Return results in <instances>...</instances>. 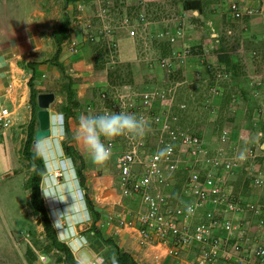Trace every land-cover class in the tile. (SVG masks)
I'll return each mask as SVG.
<instances>
[{
  "label": "rangeland",
  "instance_id": "1",
  "mask_svg": "<svg viewBox=\"0 0 264 264\" xmlns=\"http://www.w3.org/2000/svg\"><path fill=\"white\" fill-rule=\"evenodd\" d=\"M63 1L65 0H0V41L9 38L13 30L20 26L19 7H44L45 3L53 7L58 2L65 4ZM201 1L205 10L200 14L199 21L195 22L196 25L192 26L190 23L196 16L192 11L183 9L182 0H110L105 3V7L109 8L104 13L102 3L98 0L70 2V7L77 12L74 14L78 15L73 19L74 30H81L86 41L91 43L92 67L90 72L78 77H75L71 67L67 71L62 70L60 81L56 83L58 86L54 89L57 108L61 111L65 103L68 82H71L74 91L73 98L79 103L74 106L70 117L74 124H79L81 115L92 114L86 104L97 101L102 89L108 92H139L151 87H171L172 110L180 117V126L205 137L210 151L223 148L228 156L238 159L239 169L232 178L235 195L264 203V182L260 186H253L247 178L251 170L264 179V149L260 146L264 140V11L260 13L254 9L249 16L235 19L230 10L232 2L242 8H260L264 0H253L252 5H248L249 0ZM213 9H218V12L219 9L225 10L227 17L217 20L220 21L217 28L212 21ZM140 13H144V20L140 19ZM125 19L129 21L126 25ZM88 23L92 25L88 26ZM178 29L182 33L174 41L160 36L162 31L175 33ZM91 30L94 33L92 40L88 39ZM188 30L190 31L187 32ZM185 32L189 37L192 34L193 37L197 36L200 42L184 44ZM72 39L76 41L77 52L80 51L81 42L75 37L68 40V51L77 53L71 50ZM221 55L230 56L234 63L231 64L235 67L226 64L220 66L216 57ZM193 57L198 60L194 62ZM164 58L172 61V72H166L160 66ZM231 68L235 69L238 76L234 80L231 70L229 71ZM223 79L228 81L232 90L227 95L225 107L219 110L213 98L224 93L219 84ZM213 85L220 90L219 94L212 92ZM181 103H185V107L181 108ZM218 118L221 119L220 123L216 121ZM224 128L240 132L236 139H232L234 143H220L219 135ZM148 137V145L151 146L155 136L150 133ZM2 141L1 139L0 264H42L39 256H48L44 249L49 241L30 205V190L26 183L30 164L21 154L22 147L9 148ZM31 149L41 153L34 145ZM74 163L77 165L78 160H74ZM106 164L115 167L114 160H108ZM56 168L60 169L55 167L54 170ZM95 174L98 175L99 172ZM184 174L181 170L174 173L176 185H180ZM63 185L60 181L56 186V189L62 186L61 191L59 188L51 190L47 186L43 193L47 196L49 205L54 199H59L60 207L67 209L68 222L74 212ZM69 190L67 187V191ZM82 190L84 191L83 188ZM52 191L56 198H52ZM243 215L246 220L253 222L250 214ZM81 230L77 229L82 233ZM253 233V236L264 240V232ZM28 249L35 254L32 261L28 257ZM100 253L105 260L108 258L104 251ZM58 255L55 250L46 258L53 264H65L56 260ZM104 264L111 262L106 260Z\"/></svg>",
  "mask_w": 264,
  "mask_h": 264
},
{
  "label": "built area",
  "instance_id": "2",
  "mask_svg": "<svg viewBox=\"0 0 264 264\" xmlns=\"http://www.w3.org/2000/svg\"><path fill=\"white\" fill-rule=\"evenodd\" d=\"M98 1L102 3L103 13L106 12L109 7L105 3L110 0ZM230 10L235 19L254 12L253 8H242L236 2L231 3ZM140 19H145L144 13H140ZM125 21V25L129 23ZM181 33V29L175 33L162 31L160 36L174 41ZM88 38L94 39L92 30ZM70 42L72 52H77L76 41ZM160 66L172 72L171 60L162 59ZM212 90L214 94L220 92L215 85ZM98 97L97 101L86 104L90 113L125 111L143 115L149 129L143 137L125 135L105 141L111 146L109 160L115 162L121 194L139 197L143 204L135 218L110 216V219H115L119 227H135L141 246L165 245L166 254L177 260V264H264V240L253 236V232H264V203L235 195L231 180L239 169L238 159L228 156L223 148L210 151L200 133L178 124V115L172 110V88L151 87L139 92L101 90ZM185 105L180 104L181 108ZM60 115L64 130V116L62 112ZM10 122V110L0 104V130L9 127ZM150 133L155 136L151 146L148 145ZM219 141L234 143L231 131L222 129ZM178 170L185 174L179 196L172 202L165 189L176 185L173 175ZM247 178L253 186L264 182L261 175L251 170ZM243 214H250L253 222ZM193 247L195 255L182 254ZM39 257L45 260V255ZM81 264H104V259L92 257L81 260Z\"/></svg>",
  "mask_w": 264,
  "mask_h": 264
},
{
  "label": "crops",
  "instance_id": "3",
  "mask_svg": "<svg viewBox=\"0 0 264 264\" xmlns=\"http://www.w3.org/2000/svg\"><path fill=\"white\" fill-rule=\"evenodd\" d=\"M60 2L53 5V7H49V4L46 3L44 7H28L27 9L19 7L20 26L13 30L14 32L9 38L0 41V104L7 107L11 112L10 126L0 130V141L2 139V142L6 143L9 148L20 149L23 146L30 129V123L34 125V131L38 127L37 111L39 107L37 99L36 105L32 102L30 81L37 94L49 91L55 94L54 89L58 86H56V83L60 81L62 67L65 71L71 67L72 72H75V77L87 74L92 67L91 43L86 41V37L81 30H74L73 19L74 16L78 15L74 14V12H77L70 7V2L72 1L65 0L63 1L65 4L63 3L62 5ZM248 2L250 3L248 5H252L254 1L252 0L251 2L249 0ZM64 5H67V7H64ZM251 7L255 9V12L262 13L264 11V4L260 8ZM188 10L192 11L193 15L196 16L191 21L193 23H190L191 26L196 25L195 22L199 21L200 14L196 10L187 9L186 11ZM204 10V7H202L201 13ZM212 12V21L217 28L220 22L217 20L220 17L227 18L224 13L225 10L222 9L220 11L219 9L218 12V9H213ZM250 21L252 22V19ZM63 22L67 23L66 36L62 38L60 51L56 59H54L57 50L55 31L59 29ZM188 26L190 25L188 24ZM57 35L62 36L63 34L58 33ZM72 37L81 42L80 51L77 53H70L67 48L68 40ZM199 40L197 36L193 37L192 34V37H189L185 32L184 44L198 43L200 42ZM206 41L207 39H205ZM215 41H218V39ZM193 59L194 62L198 60L197 57H193ZM216 61L219 62L220 66L226 64L235 67V65L231 64L233 63L231 58L229 60L230 63L228 62L229 64L220 61L219 57H216ZM194 65L198 64L194 63ZM230 70L232 80H234L238 76L234 68ZM219 84L222 86L224 93L213 99L220 110L225 107L227 95L231 94L232 89L229 88L231 85L228 81H224V79L220 80ZM76 85L78 84L76 83ZM49 110L53 119V134L48 139L42 140L38 145L34 146L40 150V154L44 157L46 173H44L45 176H43L44 178L41 181V192L48 213L51 214L50 219L52 217L51 222L57 231L58 238L69 245L76 259L80 262L82 259L78 255V251L84 247L92 254V257H101L104 262L108 258L105 260L100 251H104L107 256L114 255L115 252L111 242L106 240L110 238L119 247L129 252L140 264H177V260L166 254L165 245L147 244L141 246L138 242V232L135 227H119L116 225L115 219H110V216L114 218L117 216L135 218L136 211L143 207L141 199L139 197H124L120 193L118 172L113 165H96L93 163L77 136L79 124H74L72 118H69L67 122L70 131H73L71 134L73 139L70 143L75 146L85 160L84 175L86 181L84 187L80 185L76 175V165L73 159L68 158L64 151L63 140L66 139V132L64 131L65 126H63L64 130H62L60 124L62 115H60V109L57 108L56 98L50 104ZM216 121L220 123L221 119L218 118ZM236 132L232 129V139H236L237 135L239 136L238 133L240 132ZM55 167L62 170L57 168L54 170ZM31 171L32 166L30 165L26 179ZM57 171L60 173L58 177L56 176ZM96 172H99V174L96 175ZM60 181L63 182V189L66 191L68 199L73 206L74 214L68 222L66 221L67 209L60 207V201L56 198L55 192H50L52 198H56L51 205L47 204V196L43 193V189L47 186L51 190H58L59 188V191H61L62 186H58L56 189ZM67 187L70 188L69 191H67ZM86 191L98 212V218L95 221L87 207L84 195ZM165 191L170 198L173 197L169 201H175L179 196L177 195L175 198L173 196L179 191L178 185L169 186ZM208 207H211V204ZM67 208L69 209L70 206L68 205ZM204 211L205 208L201 209V214ZM197 221L196 219L195 222ZM91 225L95 226V233L88 229ZM78 228L83 230H81L82 233L77 231ZM55 250V248H52L44 252L50 256ZM182 254L191 257L196 254V248L185 250ZM46 257L45 260H40L42 264L48 263ZM38 264L41 263L38 262Z\"/></svg>",
  "mask_w": 264,
  "mask_h": 264
},
{
  "label": "trees",
  "instance_id": "4",
  "mask_svg": "<svg viewBox=\"0 0 264 264\" xmlns=\"http://www.w3.org/2000/svg\"><path fill=\"white\" fill-rule=\"evenodd\" d=\"M67 1H76V0H67ZM182 7L183 9L186 10L187 9L196 10L198 14H201V8L204 6L201 0H182ZM66 25H67L66 22L61 23L59 29L55 31L57 50L54 59H56L57 54L60 51L62 38L66 36L65 34L67 30ZM58 33H62L63 35L58 36L57 35ZM219 60L228 63L230 58L228 55H221L219 56ZM66 87H67L66 100L64 105H62L61 107V111L63 113L64 122H65L64 125L65 132L67 134L66 139L63 140L64 151L68 156L72 157L74 160H78V164L76 165V171H77L76 175L78 177V182L82 187H84L86 181V177L84 175L85 160L84 157L81 155V153L75 148V146L70 143L73 138L69 137L72 136L71 135L72 133L70 131L69 124L67 122L73 113L74 106L78 105L79 103L77 99L73 98L74 91L71 86V82H68ZM30 88H31L32 102L34 103V105H36L37 92L34 90L31 81H30ZM33 140H34V125L30 123V129L27 138L22 146L21 154L32 166V171L30 172V175L28 176L26 183L30 190V205L34 210L35 214L38 216V220L43 226L45 237L47 241H49V245H46V248L44 250L49 251L52 248H55L59 254L56 258L58 262H63L65 264H81V262L78 259H76L69 245L58 238L57 231L53 223L51 222L48 209L45 205L44 197L41 192V181L43 179L46 170L45 161L41 154L36 153L31 149V146L34 145ZM84 195H85L87 207L91 211L92 217L95 221L98 218V212L94 207L93 201L89 198L87 191L84 193ZM88 229L95 233L94 225H91ZM106 240L111 242L115 252L114 255L107 256L108 262H111L112 257L115 256L116 259L118 260V264H140L129 252L119 247V245L116 244L113 240H111L110 238ZM27 254L29 255L28 257L30 261L35 259V254L32 252L31 249H28Z\"/></svg>",
  "mask_w": 264,
  "mask_h": 264
},
{
  "label": "clouds",
  "instance_id": "5",
  "mask_svg": "<svg viewBox=\"0 0 264 264\" xmlns=\"http://www.w3.org/2000/svg\"><path fill=\"white\" fill-rule=\"evenodd\" d=\"M148 130V121L143 115L125 111H106L98 115H81L77 136L93 163L105 165L111 156V146L105 143L106 140L125 135L139 138ZM68 158L72 157L68 156ZM111 264H118L115 256L112 257Z\"/></svg>",
  "mask_w": 264,
  "mask_h": 264
},
{
  "label": "water",
  "instance_id": "6",
  "mask_svg": "<svg viewBox=\"0 0 264 264\" xmlns=\"http://www.w3.org/2000/svg\"><path fill=\"white\" fill-rule=\"evenodd\" d=\"M54 92H40L37 94V111L38 127L34 131L33 144L38 145L42 140L48 139L53 134V119L49 110L50 104L54 101ZM261 148L264 149V140L261 143ZM78 255L83 261H88L92 258V254L84 247L78 251ZM46 264H53L48 262Z\"/></svg>",
  "mask_w": 264,
  "mask_h": 264
}]
</instances>
